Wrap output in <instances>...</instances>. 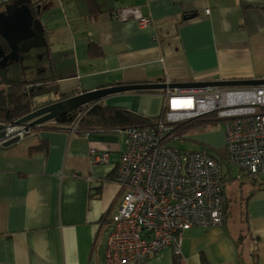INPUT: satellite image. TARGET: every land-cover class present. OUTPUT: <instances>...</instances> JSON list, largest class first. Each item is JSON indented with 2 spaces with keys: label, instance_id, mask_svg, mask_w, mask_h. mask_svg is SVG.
I'll list each match as a JSON object with an SVG mask.
<instances>
[{
  "label": "crops",
  "instance_id": "1",
  "mask_svg": "<svg viewBox=\"0 0 264 264\" xmlns=\"http://www.w3.org/2000/svg\"><path fill=\"white\" fill-rule=\"evenodd\" d=\"M95 2L102 12L97 19L86 0H49L42 8L46 28L43 20H53L45 15L51 18L49 6L55 7L59 29L49 35L59 31L61 38L52 78L31 85L54 83L60 94H79L120 82L264 79V0ZM138 18L149 19L151 27L139 30ZM94 44L102 55L88 54ZM51 95L59 98L57 91ZM104 102L148 118H157L163 105L162 94L148 92ZM50 125L0 151V264H104L107 223L120 199L114 174L127 149L126 131L83 134ZM219 142L222 159L223 135ZM91 151L107 152L108 163L92 164ZM224 164L226 224L192 227L181 232L178 255L166 248L130 264H264V173L251 180Z\"/></svg>",
  "mask_w": 264,
  "mask_h": 264
},
{
  "label": "built area",
  "instance_id": "2",
  "mask_svg": "<svg viewBox=\"0 0 264 264\" xmlns=\"http://www.w3.org/2000/svg\"><path fill=\"white\" fill-rule=\"evenodd\" d=\"M141 21L144 28L149 25L147 19ZM162 99L153 125L125 130L127 149L114 174L120 199L107 223L104 264L141 262L170 244L179 249L180 231L197 226L198 220L200 227H220L227 218L222 166L206 152L173 149L182 137L176 133L181 126L210 116V122L221 121L228 164L250 177L264 173V85L167 90ZM4 125L0 151L7 141L19 142L32 133L24 126ZM90 161L105 165L109 155L91 151ZM184 200L192 206L189 216L174 218Z\"/></svg>",
  "mask_w": 264,
  "mask_h": 264
},
{
  "label": "water",
  "instance_id": "3",
  "mask_svg": "<svg viewBox=\"0 0 264 264\" xmlns=\"http://www.w3.org/2000/svg\"><path fill=\"white\" fill-rule=\"evenodd\" d=\"M42 10L32 0H12L4 5L2 11H0V38L8 48L9 53L5 54L0 45V69L12 63H18L20 55L23 53L27 54L31 50L48 47L45 28L39 18ZM263 85L264 79L196 81L185 83L163 82L158 79L155 83H135L99 88L93 91L82 92L65 99H55L54 101L52 100V92H44L38 95L43 98L33 103V110L11 123V125L24 126L27 129L35 130L75 110L87 108L91 104L98 103L103 98L119 95L124 92L187 90L205 87H258ZM40 86L38 89L41 88ZM4 135L5 125L0 123V140L4 138ZM16 143H18V139L14 138L4 143L3 148Z\"/></svg>",
  "mask_w": 264,
  "mask_h": 264
},
{
  "label": "trees",
  "instance_id": "4",
  "mask_svg": "<svg viewBox=\"0 0 264 264\" xmlns=\"http://www.w3.org/2000/svg\"><path fill=\"white\" fill-rule=\"evenodd\" d=\"M48 1L49 0H39L34 4L39 6L42 10ZM86 5L91 15L94 14V10L95 14H97V8L94 0H86ZM87 51L90 56L102 55V52H99L97 44L89 45ZM30 85V83L15 82L9 87V92L0 93V123L7 124L17 121L33 110V103L35 102L34 98L39 94L57 91V87L54 86V83L42 84L40 89L34 85ZM148 93L163 94L164 91H154ZM76 94L77 92L59 94V98L56 100L65 99ZM156 119V117L148 118L138 115L123 107L94 103L87 108L78 109L65 116L57 118L53 121V125L48 126V128L50 130L66 132L72 128L75 129L77 133L87 134L110 130H126L130 127L147 128L153 125ZM190 127L191 125H183L178 129V132L176 131V133L179 136H182L188 129H190ZM174 143H172L171 147L178 152H181L180 149H177L174 146ZM199 152H206L209 156L217 160L220 165L224 163L222 159L220 160L216 158L217 156H215L214 153H209L208 148L201 149ZM257 175L259 174L252 176L251 180L255 179ZM227 180L228 179L222 175L223 186Z\"/></svg>",
  "mask_w": 264,
  "mask_h": 264
},
{
  "label": "rangeland",
  "instance_id": "5",
  "mask_svg": "<svg viewBox=\"0 0 264 264\" xmlns=\"http://www.w3.org/2000/svg\"><path fill=\"white\" fill-rule=\"evenodd\" d=\"M48 10L52 11V16L51 18L49 15L45 16L53 20L52 23L43 20V22L46 23L45 29H47L46 32L48 34V47L32 50L27 56H23L18 63H12L0 69V91H2V93L9 92V88H5L13 82L33 83L38 80L44 81L52 78L51 65L52 61L54 59L56 60L57 55L55 46H58L57 44L61 36L59 35V31L57 35H54V38L49 35L50 31L59 29V26H56L55 7L50 5ZM60 93L63 92L61 88L57 86V94ZM42 98L41 96H37L34 98V101H40ZM210 118L212 117L210 116L202 119L206 123L199 122L191 125L190 129L182 135V138L174 143V146L183 151H199L208 148L209 153H214V155L217 156L216 158L221 160L219 155L221 147L218 145L220 144L219 139L224 133V126L221 121L208 122ZM216 150H218L219 153ZM224 165L225 164L222 163V168H224Z\"/></svg>",
  "mask_w": 264,
  "mask_h": 264
},
{
  "label": "bare ground",
  "instance_id": "6",
  "mask_svg": "<svg viewBox=\"0 0 264 264\" xmlns=\"http://www.w3.org/2000/svg\"><path fill=\"white\" fill-rule=\"evenodd\" d=\"M94 3H95V6H96V8H97V14H95V10H94V14L92 15L93 16V18L92 19H97V17L98 16H101V14H102V12L99 10V8H98V6H97V4H96V2H95V0H94ZM205 14L206 15H208L209 14V12H210V10L209 9H206L205 11ZM109 14L110 15H112V11H110L109 10ZM114 14V13H113ZM184 18H190L189 16H184ZM141 19H147V18H138L137 19V21H136V26H137V28L139 29V30H144V29H146V28H149V27H151V21L149 20V19H147L148 21H149V25L148 26H146L145 28H144V23L141 21ZM15 82H13V83H10L9 85H8V87H10L11 85H13ZM131 84H135V83H131ZM118 85L119 86H123V85H125V83L124 82H120V83H118ZM104 88H106V87H104ZM231 88H239V87H231ZM94 90H96V89H94ZM185 90V89H184ZM93 91V90H92ZM126 93H128V92H124V93H122V94H126ZM136 93H141V92H136ZM145 93V92H144ZM115 96V95H114ZM111 97V96H110ZM105 99L106 98H103L102 100H100V101H98V103H100V104H104L105 105ZM200 122H204V123H206L205 121H200ZM208 122H210V121H208ZM199 123V122H198ZM224 151H225V149H224ZM189 152H195V151H183V150H181V153H189ZM222 160L224 161V162H226V163H228V160H227V157H226V154L224 153V157L222 158ZM240 172H242V173H244L243 174V176L245 175L246 177H250L249 175H248V173H246V172H244V171H241L240 170ZM239 179H241V178H239ZM221 191H222V193H223V185H222V182H221ZM191 210H192V206H191V204L187 201V200H184L182 203H181V205L179 206V208H178V210L176 211V213L174 214L175 216H174V218H179V219H186L188 216H189V213L191 212ZM226 221H227V218L225 219V221H224V223L220 226V227H222V226H224L225 224H226ZM192 227H196V226H192ZM191 227V228H192ZM197 227H200V223H199V220L197 221ZM190 229V228H189ZM189 229H186V230H189ZM186 230H182V231H180L179 232V234H178V238L180 239V236H181V232H183V231H186ZM168 249H171L172 251H177V250H179V253H180V245H179V249H176V248H174V246H172L171 244L167 247ZM174 251V253L175 254H179V253H176Z\"/></svg>",
  "mask_w": 264,
  "mask_h": 264
},
{
  "label": "flooded vegetation",
  "instance_id": "7",
  "mask_svg": "<svg viewBox=\"0 0 264 264\" xmlns=\"http://www.w3.org/2000/svg\"><path fill=\"white\" fill-rule=\"evenodd\" d=\"M11 1H12V0H9V2H11ZM9 2H8V3H9ZM8 3H6V4H8ZM6 4L0 2V11H2L4 5H6ZM39 18H40V17H39ZM46 36H47V35H46ZM0 45H1V47H2V49H3V51H4V53H5V54H8V53H9V50H8V48L6 47V45L4 44V42H3V40H2L1 38H0ZM31 51H32V50H31ZM31 51H30V52H31ZM30 52H29V53H30ZM27 55H28V53H27V54H26V53H25V54H24V53L21 54V55H20V60L23 58V56H27ZM20 60H19V61H20ZM7 88H9V87L7 86L5 89H7ZM0 93H2V91H0ZM5 93H6V92H5Z\"/></svg>",
  "mask_w": 264,
  "mask_h": 264
},
{
  "label": "clouds",
  "instance_id": "8",
  "mask_svg": "<svg viewBox=\"0 0 264 264\" xmlns=\"http://www.w3.org/2000/svg\"><path fill=\"white\" fill-rule=\"evenodd\" d=\"M166 91H167V90L164 91V93L162 94V96L165 94ZM2 124H3V123H2ZM32 131H33V130H32ZM3 149H4V148H3Z\"/></svg>",
  "mask_w": 264,
  "mask_h": 264
}]
</instances>
